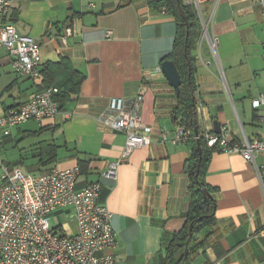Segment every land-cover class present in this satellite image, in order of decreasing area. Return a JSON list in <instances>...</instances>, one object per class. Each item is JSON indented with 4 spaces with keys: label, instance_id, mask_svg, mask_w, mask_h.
Returning a JSON list of instances; mask_svg holds the SVG:
<instances>
[{
    "label": "crops",
    "instance_id": "1",
    "mask_svg": "<svg viewBox=\"0 0 264 264\" xmlns=\"http://www.w3.org/2000/svg\"><path fill=\"white\" fill-rule=\"evenodd\" d=\"M154 1L10 0L5 18L19 34L38 42L41 70L67 59L84 79L54 117L29 120L8 135L0 131V176L4 168L39 175L78 167L77 191L98 182V204L111 213L116 264H176L178 254L168 259L167 248L186 226L191 145L169 141L178 126L179 93L160 70L176 26L171 14L152 6ZM199 3L203 16H212L210 33L218 43L213 54L200 29L192 52L197 130L214 133L216 121L233 142L241 143L243 134L264 140V122L251 107L264 94L259 0ZM10 58L0 49V117L28 102L46 79V71L37 81L20 76ZM143 87L141 122L153 136L122 160L112 180L104 172L120 159L125 136L97 118L111 100L132 99ZM163 131L169 140L161 143ZM255 166H264V155H257L254 165L239 154L212 152L204 183L214 201L215 222L193 237L197 242L210 234L188 264H264V182ZM60 212L52 216V225L60 222ZM66 227L74 230L70 222Z\"/></svg>",
    "mask_w": 264,
    "mask_h": 264
},
{
    "label": "built area",
    "instance_id": "2",
    "mask_svg": "<svg viewBox=\"0 0 264 264\" xmlns=\"http://www.w3.org/2000/svg\"><path fill=\"white\" fill-rule=\"evenodd\" d=\"M160 1V0H156ZM181 5L194 13L201 29V40H206L213 54L217 38L210 33L212 16L205 18L199 0H180ZM264 15V0H259ZM10 0H0V49L11 58V68L32 81L40 78V45L33 38L19 34L14 25L4 22L10 11ZM66 34H72L66 28ZM225 85V84H224ZM141 92L132 99H113L101 116L99 124L122 132L125 136L121 157L110 162L104 176L116 179L122 160L151 139L152 128L141 122ZM54 87L40 84L37 94L17 108H11L0 117V131L8 135L12 127L29 120L42 122L60 112L53 98ZM251 107L264 122V94L251 101ZM195 108H200L197 103ZM203 140L207 147H216L227 154H239L255 165V157L264 155V140L246 137L241 143L233 142L226 130L219 134L188 130L178 125L169 140L161 132L159 141L173 144ZM260 184L264 182V166H255ZM79 168H53L45 174H25L20 170L3 169L0 176V264H116L119 258L111 253L115 246L109 209L98 204L101 185L89 183L75 189ZM60 210L66 222L51 224V218ZM73 224L71 232L66 223Z\"/></svg>",
    "mask_w": 264,
    "mask_h": 264
},
{
    "label": "trees",
    "instance_id": "3",
    "mask_svg": "<svg viewBox=\"0 0 264 264\" xmlns=\"http://www.w3.org/2000/svg\"><path fill=\"white\" fill-rule=\"evenodd\" d=\"M159 10H163L172 15L175 21V35L171 51L163 58L174 62L180 78L181 85L177 95L178 106L175 110L178 125L188 130L194 131V58L192 52L195 50L199 37L200 27L192 10L182 5L186 23L180 14L176 0L154 1L153 5ZM4 22L10 23L8 20ZM46 71V79L42 81L44 87H54L57 93L53 96L58 102L60 110L63 104L70 100L72 96L77 95L79 86L84 79L83 75L74 71L67 59H61L59 63L46 65L40 71L43 75ZM199 132V131H198ZM197 143L200 145L198 151ZM191 157L186 164V173L188 175V210L186 213V226L174 236L167 248L168 259H172L178 254L176 264H188L190 257L196 254L201 248L206 246L210 234H206L203 239L197 242H191L188 247L186 257L183 256L184 247L187 240L188 227H191L192 235L198 236L204 229L211 227L215 222L214 201L212 198L207 202L203 201L201 189L210 190L204 183V175L210 156L216 147L209 148L201 139L190 140ZM82 166H80V171Z\"/></svg>",
    "mask_w": 264,
    "mask_h": 264
},
{
    "label": "water",
    "instance_id": "4",
    "mask_svg": "<svg viewBox=\"0 0 264 264\" xmlns=\"http://www.w3.org/2000/svg\"><path fill=\"white\" fill-rule=\"evenodd\" d=\"M176 2H177L178 9L180 11V14L182 15V17L186 23V19L184 16V12H183V8H182V5L180 3V0H176ZM160 70L162 71V73H163L164 77L166 78V80L168 81L169 85L172 88H174V90L176 91V94H178L179 88L181 85V78H180L179 72H178L174 62L171 60L163 61L160 64ZM193 107H194V105H193ZM213 131L216 134L220 133V126L216 121L213 122ZM197 132H198L197 120H196V114L194 112V134L197 135ZM197 147H198V151L200 152L201 148H200L199 143H197ZM201 193H202L204 202H207L208 200H210V198H211L210 193L206 189H204V188L201 189ZM192 239H193L192 230H191V227L189 226L188 227V233H187V240H186V244L184 247V257H186L188 247H189V244L191 243Z\"/></svg>",
    "mask_w": 264,
    "mask_h": 264
},
{
    "label": "rangeland",
    "instance_id": "5",
    "mask_svg": "<svg viewBox=\"0 0 264 264\" xmlns=\"http://www.w3.org/2000/svg\"><path fill=\"white\" fill-rule=\"evenodd\" d=\"M60 222H65V219L61 218L59 219Z\"/></svg>",
    "mask_w": 264,
    "mask_h": 264
}]
</instances>
